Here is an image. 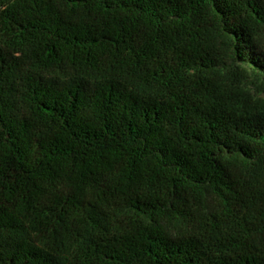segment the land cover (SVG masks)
Listing matches in <instances>:
<instances>
[{
    "label": "trees",
    "instance_id": "1",
    "mask_svg": "<svg viewBox=\"0 0 264 264\" xmlns=\"http://www.w3.org/2000/svg\"><path fill=\"white\" fill-rule=\"evenodd\" d=\"M264 0H0V264H264Z\"/></svg>",
    "mask_w": 264,
    "mask_h": 264
},
{
    "label": "rangeland",
    "instance_id": "2",
    "mask_svg": "<svg viewBox=\"0 0 264 264\" xmlns=\"http://www.w3.org/2000/svg\"><path fill=\"white\" fill-rule=\"evenodd\" d=\"M247 87L256 100L264 105V89L259 85V80L250 75L247 82Z\"/></svg>",
    "mask_w": 264,
    "mask_h": 264
}]
</instances>
